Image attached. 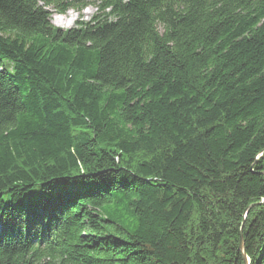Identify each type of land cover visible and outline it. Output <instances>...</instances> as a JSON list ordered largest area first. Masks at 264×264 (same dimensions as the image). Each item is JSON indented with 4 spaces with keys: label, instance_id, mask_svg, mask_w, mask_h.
I'll use <instances>...</instances> for the list:
<instances>
[{
    "label": "trees",
    "instance_id": "trees-1",
    "mask_svg": "<svg viewBox=\"0 0 264 264\" xmlns=\"http://www.w3.org/2000/svg\"><path fill=\"white\" fill-rule=\"evenodd\" d=\"M263 201L264 0H0V264H264Z\"/></svg>",
    "mask_w": 264,
    "mask_h": 264
},
{
    "label": "rangeland",
    "instance_id": "rangeland-1",
    "mask_svg": "<svg viewBox=\"0 0 264 264\" xmlns=\"http://www.w3.org/2000/svg\"><path fill=\"white\" fill-rule=\"evenodd\" d=\"M66 1V0H64ZM89 3L92 5L99 4L100 0H88ZM96 6H90L89 8L85 9L84 11L81 12H76V11H68L63 15H59L55 11L51 10V23L53 26L56 28L62 29V30H69L73 28L78 21H85L88 22L92 19L94 14L96 13ZM62 22L59 24L56 23L57 21Z\"/></svg>",
    "mask_w": 264,
    "mask_h": 264
},
{
    "label": "water",
    "instance_id": "water-1",
    "mask_svg": "<svg viewBox=\"0 0 264 264\" xmlns=\"http://www.w3.org/2000/svg\"><path fill=\"white\" fill-rule=\"evenodd\" d=\"M261 204H264V201ZM254 206H256V204L255 205H252L251 207H254ZM239 250L242 253V256L244 258L245 264H250V260L248 259V257L245 254V251H244L243 234H241V236H240Z\"/></svg>",
    "mask_w": 264,
    "mask_h": 264
},
{
    "label": "bare ground",
    "instance_id": "bare-ground-1",
    "mask_svg": "<svg viewBox=\"0 0 264 264\" xmlns=\"http://www.w3.org/2000/svg\"><path fill=\"white\" fill-rule=\"evenodd\" d=\"M59 22V24L62 22V20L61 21H57L56 23H58Z\"/></svg>",
    "mask_w": 264,
    "mask_h": 264
}]
</instances>
